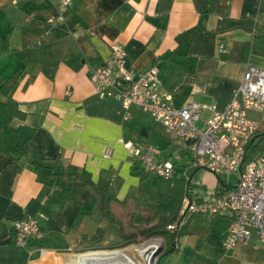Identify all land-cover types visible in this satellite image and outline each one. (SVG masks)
I'll return each mask as SVG.
<instances>
[{"label":"crops","instance_id":"1","mask_svg":"<svg viewBox=\"0 0 264 264\" xmlns=\"http://www.w3.org/2000/svg\"><path fill=\"white\" fill-rule=\"evenodd\" d=\"M59 4L0 0V264H80L82 250L127 241L118 217H134L135 203L157 204L159 180L120 137L154 146L158 160L175 164L178 178L186 172L194 202L217 199L237 184V173L194 166L189 143L171 138L140 106H131L125 121L119 100L96 94L89 69L109 58L113 43L123 45L126 66L137 73L158 65L177 106L197 101L222 110L249 64L264 69V0H72L47 35L43 24ZM211 115L204 110L199 125ZM6 129L33 147L45 163L39 171L32 154L19 160L10 154ZM255 143L264 146V124ZM60 175L67 185L54 184ZM74 179L88 184L69 185ZM100 182L108 183L105 210ZM28 217L37 219L43 237L20 246L13 224ZM230 222L228 211L190 218L171 245L172 263L264 264L256 230L249 244L225 251Z\"/></svg>","mask_w":264,"mask_h":264},{"label":"built area","instance_id":"2","mask_svg":"<svg viewBox=\"0 0 264 264\" xmlns=\"http://www.w3.org/2000/svg\"><path fill=\"white\" fill-rule=\"evenodd\" d=\"M71 2L60 0L57 14L44 22L47 35L55 25L65 20ZM110 49V56L102 65L89 69L100 98L119 100L125 110V121L132 117L133 105L149 112L155 121L164 125L171 138L189 143L194 152V166L217 175L238 174L237 184L217 199L194 202L186 196L179 222L169 225V229L180 232L192 216L218 215L228 211L231 222L223 241L225 251L230 252L240 244H249L254 230L264 251V154L246 160L248 140L264 124V69L249 64L232 99L222 110L216 105L197 101L177 106L172 93L163 86L158 65L137 73L126 66L123 45L113 43ZM220 51L226 52L223 44ZM204 110H210L212 115L200 126ZM250 111L260 112L261 118H250ZM118 140L134 159L144 164L147 172L165 179L175 176V164L158 160L159 151L154 146L141 147L122 137ZM182 175L187 177L186 172ZM13 226L18 233L16 243L20 246L43 237V230L35 217L16 220ZM40 251L42 255L46 253L44 248Z\"/></svg>","mask_w":264,"mask_h":264},{"label":"trees","instance_id":"3","mask_svg":"<svg viewBox=\"0 0 264 264\" xmlns=\"http://www.w3.org/2000/svg\"><path fill=\"white\" fill-rule=\"evenodd\" d=\"M258 132L253 134L251 138L248 140V144L246 145V151H247L246 160L252 159L253 157L258 156L260 151H264L263 145L260 146V144L255 143V138ZM3 134H5V137L9 139L10 143L8 145V150L16 160L22 159L25 156L32 154L33 157L35 158L33 159V162L35 163L36 171H39L45 165L44 162H41L39 159L37 160V154L33 149V147L30 146L28 142L23 141L21 139L20 132L12 129H6L3 131ZM175 172L176 174L172 179H165L163 177L158 176L159 183L157 181L155 183L159 189L158 192L159 201L157 204L151 205V208H153L156 214L160 216L161 221L164 225V229H158L156 230V232H158L159 234L165 236L170 240V245L165 251L166 253L173 250L171 245L175 246L176 238L179 237L180 233L187 226L185 225L180 232L169 229V225L179 222L181 218L183 199L188 195V189H189V179L184 176L178 178L177 177L178 172L176 171V169ZM62 180H63L62 175H60L59 179L55 181L54 184H60V185L68 184V183H63ZM78 180L79 181L74 179L70 181L69 185L87 186L88 183H83L80 181V179ZM107 186H108L107 182L106 183L100 182L95 185L97 191L102 195L101 203L104 210L107 208L108 198L104 197V195H107L105 191ZM203 216H215V215H203ZM129 236L132 235L129 234ZM127 243H128L127 241L124 242V244Z\"/></svg>","mask_w":264,"mask_h":264},{"label":"rangeland","instance_id":"4","mask_svg":"<svg viewBox=\"0 0 264 264\" xmlns=\"http://www.w3.org/2000/svg\"><path fill=\"white\" fill-rule=\"evenodd\" d=\"M176 143L173 141V144ZM180 145V144H179ZM176 147H178L179 152L182 150L180 146L176 143ZM182 156V154H180ZM186 158V157H185ZM187 160V158H186ZM186 160H183L182 162H186ZM192 166H188L187 169L191 168ZM207 170V169H206ZM191 171V169L189 170ZM209 171V170H207ZM210 173H213L209 171ZM214 175H217L213 173ZM220 176V175H219ZM225 176H223L224 178ZM234 178L232 177V181ZM137 202V201H135ZM135 207L134 209V217H128L127 215H120L118 219L123 221L124 226L126 227L125 235H132V236H126L127 244H142L147 241L155 240L157 242L156 248L152 254V257L150 258L149 264H173L171 261V254L168 252L166 253V249L170 245V240L166 238L165 236L159 234L156 232L158 229H164V225L161 221V218L158 214H156L155 210L151 207H145L141 206L140 204L136 205L134 204ZM133 205V206H134ZM126 209V206H124ZM96 211V209H94ZM97 213L96 212V218H97ZM113 235H109L110 237ZM124 239V238H123ZM105 245H112V243L106 244ZM127 244H119L116 248L114 249H108V250H115V249H122L126 246ZM102 245V246H105ZM126 245V246H125ZM94 251H103V250H98V249H86L82 250L79 253H82L83 255L88 252H94ZM166 253V254H165ZM165 254V255H164ZM82 256V255H81ZM80 256V258H81ZM79 263L81 264V261L79 259Z\"/></svg>","mask_w":264,"mask_h":264},{"label":"bare ground","instance_id":"5","mask_svg":"<svg viewBox=\"0 0 264 264\" xmlns=\"http://www.w3.org/2000/svg\"><path fill=\"white\" fill-rule=\"evenodd\" d=\"M156 245L157 242L151 240L122 249L88 252L81 256L80 261L81 264H149Z\"/></svg>","mask_w":264,"mask_h":264}]
</instances>
